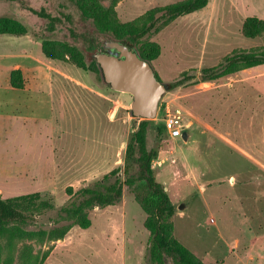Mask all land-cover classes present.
<instances>
[{
  "label": "rangeland",
  "instance_id": "1",
  "mask_svg": "<svg viewBox=\"0 0 264 264\" xmlns=\"http://www.w3.org/2000/svg\"><path fill=\"white\" fill-rule=\"evenodd\" d=\"M185 1L0 0V17L27 29L0 35V196L38 192L54 206L26 230L65 224H58V210L78 190L117 168L122 177L126 145L141 121L130 113L131 95L113 91L66 59L46 58L43 40L71 43L68 28L92 26L82 16L102 8L111 7L121 23L140 24L149 11L157 17ZM30 9L62 22L49 32L48 20ZM250 17L264 19V0H208L142 39L160 47L151 65L161 82L184 72L193 76L163 95L146 140L158 150L154 177L175 207L170 233L204 264H264V65L213 81H204L202 72L233 50L264 48V35L242 34ZM11 70H20L22 89L11 87ZM167 111L187 125V141L166 131L157 135ZM19 112L29 118L17 119ZM156 201L143 184L135 192L124 186L119 203L88 211L87 229L73 226L63 239L43 246L21 241L12 264H19L23 244L33 253L50 248L43 264H150L145 222L152 214L141 203L151 210Z\"/></svg>",
  "mask_w": 264,
  "mask_h": 264
},
{
  "label": "trees",
  "instance_id": "2",
  "mask_svg": "<svg viewBox=\"0 0 264 264\" xmlns=\"http://www.w3.org/2000/svg\"><path fill=\"white\" fill-rule=\"evenodd\" d=\"M115 2L116 0H111V5ZM207 3L208 0H186L163 8V13L157 17H154V10H151L140 24L138 21L121 23L111 7L102 8L99 13H93L90 17L82 16L84 20H90L92 26L68 28L71 43L43 40L42 53L51 60L66 59L77 68L94 73L103 82L100 69L92 57L97 48H101L98 46L101 38L107 37L121 42L133 48L142 59L151 63L159 56L160 47L156 43H144L142 39L159 32L180 16L201 10ZM30 10L33 14L48 20L49 32H53L56 25L62 22L58 17H51L44 11ZM67 20L70 21L68 18ZM26 31V27L16 19L9 16L0 17V35L23 34ZM241 31L243 36L249 39L262 37L264 19L247 18L243 22ZM261 65H264V48L233 50L217 66L203 69V80L213 81L226 74ZM192 78V75L184 72L180 78L165 84L169 90H172ZM10 85L16 89L23 88L20 70L10 72ZM150 122V120H141L132 133L125 148L122 177L119 175L120 168L112 170L93 186L78 190L75 200L59 208L58 224L61 222L65 224L50 229L26 230L34 224L35 217L54 208L50 196L43 197L38 192L6 199L0 196V245L1 242L6 244L3 264H12L17 244L21 241H31L43 246L63 239L73 226L87 229L90 226L87 217L89 210L119 203L124 186L135 192L139 184H143L157 200L151 210L141 203L143 211L152 214V218L145 222V228L150 235L148 248L150 264H204L170 233L173 230L170 219L174 215L175 207L170 203L167 192L153 174L152 161L157 158L158 150L147 147L146 137ZM156 131L159 136L165 129L158 127ZM111 176L114 177L113 182L106 183ZM49 253L50 248L42 253H33L31 245L23 244L19 254V264H43Z\"/></svg>",
  "mask_w": 264,
  "mask_h": 264
},
{
  "label": "water",
  "instance_id": "3",
  "mask_svg": "<svg viewBox=\"0 0 264 264\" xmlns=\"http://www.w3.org/2000/svg\"><path fill=\"white\" fill-rule=\"evenodd\" d=\"M92 57L110 89L131 95L133 117L140 120L156 117L159 102L169 89L158 79L150 62L142 59L133 48L112 39L103 41L101 51ZM188 136V132L183 131L181 139L187 141Z\"/></svg>",
  "mask_w": 264,
  "mask_h": 264
},
{
  "label": "built area",
  "instance_id": "4",
  "mask_svg": "<svg viewBox=\"0 0 264 264\" xmlns=\"http://www.w3.org/2000/svg\"><path fill=\"white\" fill-rule=\"evenodd\" d=\"M163 127L168 136L173 139H181L183 131H187V125L183 123L181 117L178 114H169L168 111L163 119Z\"/></svg>",
  "mask_w": 264,
  "mask_h": 264
},
{
  "label": "crops",
  "instance_id": "5",
  "mask_svg": "<svg viewBox=\"0 0 264 264\" xmlns=\"http://www.w3.org/2000/svg\"><path fill=\"white\" fill-rule=\"evenodd\" d=\"M12 71V70H11ZM10 71V72H11ZM10 72H9V74H8V76L10 75ZM47 96V95H46ZM23 104H24V102H23ZM11 117H13V116H11ZM15 117L17 118V119H25V118H29L27 115H25V114H23V112H19L18 113V116L17 115H15Z\"/></svg>",
  "mask_w": 264,
  "mask_h": 264
},
{
  "label": "flooded vegetation",
  "instance_id": "6",
  "mask_svg": "<svg viewBox=\"0 0 264 264\" xmlns=\"http://www.w3.org/2000/svg\"><path fill=\"white\" fill-rule=\"evenodd\" d=\"M101 42H102V40L100 41L99 45L101 44ZM99 45H98V46H99ZM97 51H101V48H97ZM97 51H96V52H97Z\"/></svg>",
  "mask_w": 264,
  "mask_h": 264
}]
</instances>
